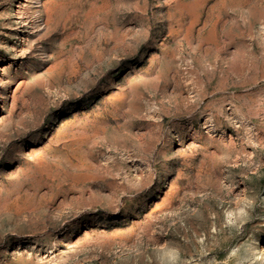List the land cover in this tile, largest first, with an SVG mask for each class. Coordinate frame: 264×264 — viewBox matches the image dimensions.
Segmentation results:
<instances>
[{
  "label": "rangeland",
  "instance_id": "1",
  "mask_svg": "<svg viewBox=\"0 0 264 264\" xmlns=\"http://www.w3.org/2000/svg\"><path fill=\"white\" fill-rule=\"evenodd\" d=\"M0 264H264V0H0Z\"/></svg>",
  "mask_w": 264,
  "mask_h": 264
}]
</instances>
